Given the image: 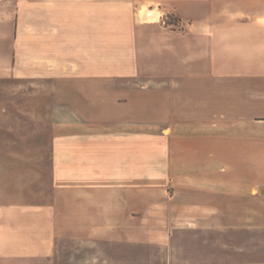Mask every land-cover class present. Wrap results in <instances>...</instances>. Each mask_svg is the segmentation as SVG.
I'll use <instances>...</instances> for the list:
<instances>
[{"label": "rangeland", "instance_id": "rangeland-1", "mask_svg": "<svg viewBox=\"0 0 264 264\" xmlns=\"http://www.w3.org/2000/svg\"><path fill=\"white\" fill-rule=\"evenodd\" d=\"M262 13L264 0H232L236 60L213 81L135 84L134 109L96 85L105 100L70 111L68 85L0 77L13 264H264V78L242 63L264 45L248 26Z\"/></svg>", "mask_w": 264, "mask_h": 264}, {"label": "crops", "instance_id": "crops-1", "mask_svg": "<svg viewBox=\"0 0 264 264\" xmlns=\"http://www.w3.org/2000/svg\"><path fill=\"white\" fill-rule=\"evenodd\" d=\"M167 15L178 19L175 29L164 23ZM232 17V0H0V77L52 79L54 92L68 85L70 111H87V101L104 94L94 93L96 85L123 93L122 105L134 109L143 92L135 84L220 77L237 56ZM254 25L264 29V13L248 24ZM247 50L254 53L242 62L248 74L264 78V45ZM256 97L263 102L264 90ZM0 219V262L13 264L7 217Z\"/></svg>", "mask_w": 264, "mask_h": 264}, {"label": "trees", "instance_id": "trees-1", "mask_svg": "<svg viewBox=\"0 0 264 264\" xmlns=\"http://www.w3.org/2000/svg\"><path fill=\"white\" fill-rule=\"evenodd\" d=\"M164 23H165L167 26H168V25H171L170 23H169V24H167V22H164Z\"/></svg>", "mask_w": 264, "mask_h": 264}]
</instances>
